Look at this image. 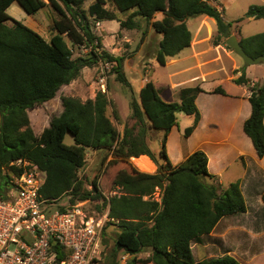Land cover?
<instances>
[{"label": "trees", "instance_id": "obj_1", "mask_svg": "<svg viewBox=\"0 0 264 264\" xmlns=\"http://www.w3.org/2000/svg\"><path fill=\"white\" fill-rule=\"evenodd\" d=\"M85 1L0 0V198H6L9 181L22 171L11 163L25 159L45 174L40 198L49 202L66 198L69 206L83 209L84 203L93 202L96 214L108 208L113 221L104 225L101 243L109 225L116 224L119 231L107 264H118L120 251L131 256L127 264H242L228 253L195 260L191 247L192 242L202 243V238L221 218L246 211L240 180L225 188L206 182L205 179L215 176L208 172V158L203 150H194L182 162L172 165L165 148L168 133L178 124L177 113L193 116L192 124L184 129V137L196 127L200 113L195 98L203 92L200 86L180 88L179 101H172L163 99L162 89L146 81L139 90V101L130 100V118L134 122L125 125L122 133L106 115L110 101L105 92L98 91L94 99L83 102L62 97V111L50 119L39 135L34 134L27 110L55 97L59 88L74 80L85 66L109 62L116 80L131 88L122 68L124 58L100 50L99 37L91 29L92 21L118 20L116 14L105 6L106 0H92L85 11L82 9ZM110 1L120 13H128L123 21L118 20L122 28L133 29L138 25L137 19H141L161 34L155 55L161 65L167 56L189 46L191 33L186 26L189 17L205 14L216 21L218 37L226 39L232 34L231 22H226L208 0ZM14 2L29 15L47 4L51 6L57 18L48 40L7 13ZM158 12L161 18L152 21ZM248 13L254 18H264V5H251ZM239 43L252 57L264 55V31L240 38ZM74 45H85L90 50L87 55L73 57ZM234 82L248 87L251 113L243 123V131L261 158L264 83L251 81L244 72ZM162 93L170 98L166 89ZM210 93L226 94L220 86ZM114 118L118 119L115 112ZM152 130L163 131L158 152L162 163H158L146 141ZM67 133L73 137L72 144L64 142ZM87 149L104 151L113 161L129 166L130 169L118 170L112 178V186L119 194L104 195L96 175L91 180L79 176L85 171ZM141 155L155 163V172L132 166L130 159ZM4 168L9 173H3ZM84 183L90 185V190L83 188ZM156 187L160 189L158 200L153 197ZM261 199L264 202V192ZM145 250L149 251L148 256L137 257Z\"/></svg>", "mask_w": 264, "mask_h": 264}, {"label": "rangeland", "instance_id": "obj_2", "mask_svg": "<svg viewBox=\"0 0 264 264\" xmlns=\"http://www.w3.org/2000/svg\"><path fill=\"white\" fill-rule=\"evenodd\" d=\"M208 1L218 8L226 22H231L230 30L238 39L264 31V18L247 16L249 6L264 5V0ZM91 2L92 0H86L82 9L87 11ZM105 6L116 14L118 20L123 21L128 15L127 12L120 13L110 0H106ZM7 13L37 31L47 40L54 33L52 23L57 15L49 4L29 15L14 2L7 8ZM161 16V13H156L152 21L160 19ZM118 20L92 21L91 29L94 35L99 37L102 46L100 50L124 58L122 68L131 88L116 80L109 62L99 61L92 66H85L74 80L59 88L55 97L27 110L30 127L35 135H39L48 126L50 119L62 111V97H74L83 102L87 99H94L98 91L105 92L110 101L106 115L116 129L122 133L125 125L130 126L134 122L130 118L129 103L132 98L139 101L138 81L141 82L145 77L154 81L157 86H161L162 92L166 88L172 89L170 90L172 101H179V90L186 86L198 85L208 91L220 86L225 92H239L234 82L237 76L235 65H238L247 78L261 84L264 83V62L245 65L242 58L232 48L225 46L224 37H218L216 21L210 16L199 14L186 19V26L191 33V42L176 55L167 56L163 65L159 64L155 58L161 34L141 19H137L138 25L133 29L122 28ZM236 20L239 21L236 22ZM66 40L71 47V43L67 38ZM89 50L90 48L85 45H74L72 47L73 57L87 55ZM103 76L106 79L107 88H102L99 83V78ZM207 94L199 99V105L203 106L201 108L208 109L207 112L220 109L222 103L213 98L215 95ZM114 112L117 113L118 119L114 118ZM189 117L191 116L184 113L179 114L177 128L173 129L167 137L165 148L167 155L169 154L173 159L186 154L191 148V142L183 136L184 130L180 132ZM162 135L163 131L152 130L146 138L158 163L163 162L158 156ZM64 142L72 144L73 137L67 133ZM130 162L140 171L149 173L156 171L155 163L153 162V165L152 161L147 158H131ZM243 166L242 160L238 159L220 175L218 180L205 179V181L220 184L225 188L242 178ZM120 169L130 168L122 161H113V157L104 151L94 152L92 149H87L85 171L84 173L81 171L79 176L82 179L91 180L96 175L100 190L104 195L109 196L119 194L117 188L112 186V178ZM2 172L9 173V169L4 168ZM12 181L13 179L9 181L7 193H10ZM83 188L90 190L91 187L84 183ZM240 189L245 199L246 211L221 218L211 233L202 238V243L192 242L191 247L195 260L228 253L242 264H264V202L261 199L264 185L260 179L245 180L241 182ZM159 191L160 189L156 187L153 193V197L157 200ZM59 203L67 205L69 202L66 198H61ZM83 207L87 214L96 215L93 202L84 203ZM118 231L119 227L116 224L107 227L104 241L100 243L96 264H107L110 261L115 235ZM148 254L149 251L145 250L137 257H146ZM129 258H131L130 255L120 251L117 255L118 264H127Z\"/></svg>", "mask_w": 264, "mask_h": 264}, {"label": "built area", "instance_id": "obj_3", "mask_svg": "<svg viewBox=\"0 0 264 264\" xmlns=\"http://www.w3.org/2000/svg\"><path fill=\"white\" fill-rule=\"evenodd\" d=\"M99 83L107 88L104 76ZM11 164L22 171L0 198V264H95L102 229L113 221L108 208L91 215L80 206L42 199L44 172L25 159Z\"/></svg>", "mask_w": 264, "mask_h": 264}, {"label": "crops", "instance_id": "obj_4", "mask_svg": "<svg viewBox=\"0 0 264 264\" xmlns=\"http://www.w3.org/2000/svg\"><path fill=\"white\" fill-rule=\"evenodd\" d=\"M234 67L236 70H238L236 71L237 76L240 75L241 71L240 68H238V65H235ZM244 70L246 71V69ZM146 81H148V78L146 77L143 78L141 82L138 81L139 90ZM251 81L257 82L256 80ZM152 82L155 84L154 81ZM155 86L160 90L162 89L161 86H157L156 84ZM214 88H211L210 91H212ZM202 89L203 92H199L195 98L196 106L198 110H200V118L191 134L186 137L191 142V148L186 154L178 156L176 159H173L168 154L171 164L176 165L182 162L188 154L194 150L200 149L206 153L208 158V172L214 175L215 179L218 180L220 175L227 171L233 162L241 159L244 166L242 178H240V184L245 180L254 181L260 179L264 185V155L261 158L257 156L250 138L243 131V123L251 113V106L248 101V87L246 85L236 84V89L239 90V92L229 93L226 91V94L210 93V91L206 90L205 88ZM170 90L172 89L166 88L168 94H171ZM207 93H209V95H215L213 98L219 100L222 103V107L220 109H212L207 112L208 109L205 110L201 108L203 106L199 105V99L205 95H208ZM161 95L165 100L173 99L171 96L168 98L166 93L161 92ZM179 114L181 113H177V120ZM187 116L191 117L186 119V122L181 127L180 132L181 130L183 131L185 129L186 125H189L193 122V116ZM177 126L172 127L170 132L177 128ZM139 157L149 159L146 155H141ZM134 158L137 157H133V159Z\"/></svg>", "mask_w": 264, "mask_h": 264}, {"label": "water", "instance_id": "obj_5", "mask_svg": "<svg viewBox=\"0 0 264 264\" xmlns=\"http://www.w3.org/2000/svg\"><path fill=\"white\" fill-rule=\"evenodd\" d=\"M250 16V13L247 14ZM225 44L233 49V51L242 58L245 65L257 64L260 62H264V55H257L256 57H252L248 55L242 48L239 43V39L235 34H231L229 37L225 39Z\"/></svg>", "mask_w": 264, "mask_h": 264}, {"label": "clouds", "instance_id": "obj_6", "mask_svg": "<svg viewBox=\"0 0 264 264\" xmlns=\"http://www.w3.org/2000/svg\"><path fill=\"white\" fill-rule=\"evenodd\" d=\"M133 158V157H132Z\"/></svg>", "mask_w": 264, "mask_h": 264}]
</instances>
